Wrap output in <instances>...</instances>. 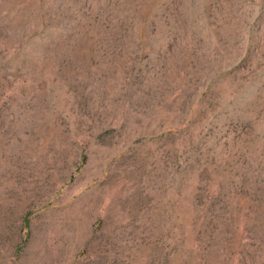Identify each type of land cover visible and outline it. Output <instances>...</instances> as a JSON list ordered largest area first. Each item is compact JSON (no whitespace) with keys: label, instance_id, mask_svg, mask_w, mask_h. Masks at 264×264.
Listing matches in <instances>:
<instances>
[{"label":"rangeland","instance_id":"374dc122","mask_svg":"<svg viewBox=\"0 0 264 264\" xmlns=\"http://www.w3.org/2000/svg\"><path fill=\"white\" fill-rule=\"evenodd\" d=\"M0 264H264V0H0Z\"/></svg>","mask_w":264,"mask_h":264}]
</instances>
